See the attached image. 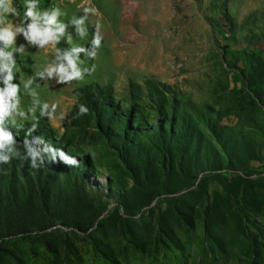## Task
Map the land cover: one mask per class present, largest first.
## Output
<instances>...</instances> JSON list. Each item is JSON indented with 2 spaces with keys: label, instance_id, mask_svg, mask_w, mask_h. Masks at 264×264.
Returning a JSON list of instances; mask_svg holds the SVG:
<instances>
[{
  "label": "rangeland",
  "instance_id": "rangeland-1",
  "mask_svg": "<svg viewBox=\"0 0 264 264\" xmlns=\"http://www.w3.org/2000/svg\"><path fill=\"white\" fill-rule=\"evenodd\" d=\"M235 1L113 0L110 8L95 0H40L42 9L60 7L66 23L84 7H94L89 23L99 26L102 40L85 65L95 67L83 79L66 85L35 81L39 98L56 105L52 118L37 111L35 120H18L19 129L8 126L22 142L35 129L37 139L76 157L78 165L73 170L62 163L46 186V215L58 226L49 235L22 239L4 237L6 215L20 208L32 210L33 223L43 220L38 204L28 203L30 187H41L37 169L20 161L13 176L0 165V264H264V115L241 77L264 56V6L252 0L241 8L242 0ZM73 28L66 32L76 44L87 43L94 31L90 27L87 40H78ZM22 43L26 55L17 58L14 83L34 75L54 55L17 39ZM68 46L63 38L56 45ZM93 99L115 109L109 112L111 137L96 126ZM29 103L21 98V107ZM79 104L88 107L87 114L77 115ZM128 113L129 166L114 149L124 139L126 125L119 118ZM164 165L169 192L141 207L143 193L164 180ZM235 173L248 179L232 182ZM187 179L191 188L178 191ZM82 180L85 199L103 211L86 234L60 221ZM178 198L186 203L192 226L180 223L169 206ZM124 202L134 216L121 206L112 217ZM160 215L175 234L171 240L158 241Z\"/></svg>",
  "mask_w": 264,
  "mask_h": 264
},
{
  "label": "clouds",
  "instance_id": "clouds-1",
  "mask_svg": "<svg viewBox=\"0 0 264 264\" xmlns=\"http://www.w3.org/2000/svg\"><path fill=\"white\" fill-rule=\"evenodd\" d=\"M80 15H72L67 23L61 17L66 13L60 7H40V0H0V165H5L14 158L20 161L28 160L32 169H37L45 163L60 162L66 166H77L76 157L68 155L61 148H53L50 144H43L42 139L23 141V152L16 147V140L8 126L19 129L18 120L29 117L35 120L38 111L40 117L52 118L56 105H49L39 98L37 78L44 81H54L57 85H66L71 81H79L86 74H90L95 65L89 61L96 56V50L101 45L102 36L98 25H90L89 16L95 14L94 7H84ZM69 26H74L78 40H87L89 28L94 29L91 39L85 44L73 43L72 35L66 32ZM22 37L28 47L47 52L54 51V55L34 75L18 80L17 58L26 55L25 44L17 45V37ZM64 39L69 46L58 48L57 44ZM15 53V56H14ZM27 96L29 105L21 107V98ZM88 107L77 105V115L87 114ZM34 127V125H33Z\"/></svg>",
  "mask_w": 264,
  "mask_h": 264
},
{
  "label": "trees",
  "instance_id": "trees-1",
  "mask_svg": "<svg viewBox=\"0 0 264 264\" xmlns=\"http://www.w3.org/2000/svg\"><path fill=\"white\" fill-rule=\"evenodd\" d=\"M255 67H247L245 70L241 71V77H242V84L244 87L248 90H251L252 93H254L255 97L259 101V104L261 105L262 112L264 115V56L261 58V56H258L255 60ZM92 109L96 112V126L101 134H103L106 137H111L112 135V127H111V117H109V112L115 113L114 107L105 104V103H98V100H92L91 101ZM119 120H121L126 126L124 130V136L123 141H119L114 145V149L118 152V154L121 156V158L124 160V162L129 166L128 163V153L130 148H132L133 141L129 139V132L131 129V120L132 115L131 113L125 114L124 116L120 117ZM173 124L170 126V132L173 134ZM14 139L16 140V147L18 150L23 152V139L17 138L13 134ZM161 138V137H160ZM29 140H37L35 129L32 130L31 135L27 137ZM176 145L179 144V140L176 141ZM54 148V147H53ZM16 155H14L15 157ZM16 159L10 160L8 164H5L6 167L11 168L13 176L16 174V167L18 166V163L20 162V157L16 156ZM60 162L56 163H45L43 166L37 167V180L39 183H41L40 190H37V187H30L32 189L30 193V200L29 204L34 207V204L37 203L41 214V217L43 218L42 221L38 223H33L30 219L33 217L32 210L28 211V213L23 209L20 208L14 210H9L6 215V221H7V227L4 230V233L6 234L4 237H10V238H29L30 236H39V235H49L47 234V231L51 229L52 227L58 226L55 225V218H47L48 214V205L47 201L45 200L47 192L49 187H46L51 184L52 180H49L53 178L56 173L58 172L59 168L61 167ZM74 169H77L75 166ZM162 170L164 171V180L160 183V186L157 185L156 187H151L149 190L143 193V202H141V207H149L155 199L161 194L162 191L169 192L168 187H166V181L168 179V175L166 173V167L163 166ZM250 178V177H249ZM247 178L246 175H238L235 173L232 177V182L238 183L240 181H245ZM137 181V179H136ZM204 182H202V185ZM192 182L190 179L186 180L185 183L182 184L181 187L178 188V191H181L185 188H191ZM221 185L225 190H227V185L222 182ZM75 192H76V199L74 201L73 206L66 211L65 217L61 218L60 221L62 222V226H64L66 229H77L80 232L87 233L88 229L90 227H93L99 218L101 217L103 211L95 209V207L88 203L86 198V191H85V183L84 180L77 181L75 184ZM172 192V191H171ZM37 193H40L37 195ZM235 197V196H232ZM236 199V197H235ZM237 205H239L238 200L236 199ZM186 203L183 202L182 198L174 199L169 202V206L175 210V213L177 214V220L180 223H185L188 226L193 225L192 216L189 214V216L185 217V211L183 208H185ZM123 207L126 211V214L129 217L134 216L135 211L131 208V206H128L125 202L115 207L112 217L116 216V214H119V207ZM90 208L86 210V208ZM190 210L192 208L190 206H187ZM88 214V215H85ZM111 218V217H110ZM123 222L128 223V219H122ZM159 223H160V231L158 232L157 238L158 241L164 242V239L167 238L168 240H171L175 237L174 232L166 225L164 222V215L159 216ZM126 225V224H125ZM127 226V225H126ZM34 227H36L34 229ZM4 242V241H2ZM51 249V248H50ZM95 250L98 253H102L103 257L108 260L109 257H107L106 251H99L95 245Z\"/></svg>",
  "mask_w": 264,
  "mask_h": 264
},
{
  "label": "crops",
  "instance_id": "crops-1",
  "mask_svg": "<svg viewBox=\"0 0 264 264\" xmlns=\"http://www.w3.org/2000/svg\"><path fill=\"white\" fill-rule=\"evenodd\" d=\"M252 0H248V3L249 4H246L247 3V0H242V3L241 4H239V7H241V8H244V7H247L246 5H250V2H251ZM260 1V4H259V6L260 7H263L264 6V0H259ZM95 2L97 3V5H98V3H105L108 7H110V8H113V7H111V6H114V4H113V0H95ZM235 2H237L238 3V0H236ZM102 5V4H101ZM116 7V6H115ZM19 38H21V37H17V39H19Z\"/></svg>",
  "mask_w": 264,
  "mask_h": 264
},
{
  "label": "built area",
  "instance_id": "built-area-1",
  "mask_svg": "<svg viewBox=\"0 0 264 264\" xmlns=\"http://www.w3.org/2000/svg\"><path fill=\"white\" fill-rule=\"evenodd\" d=\"M14 2H15V0H14ZM20 3H22V2H20Z\"/></svg>",
  "mask_w": 264,
  "mask_h": 264
},
{
  "label": "bare ground",
  "instance_id": "bare-ground-1",
  "mask_svg": "<svg viewBox=\"0 0 264 264\" xmlns=\"http://www.w3.org/2000/svg\"><path fill=\"white\" fill-rule=\"evenodd\" d=\"M21 1V0H20Z\"/></svg>",
  "mask_w": 264,
  "mask_h": 264
}]
</instances>
